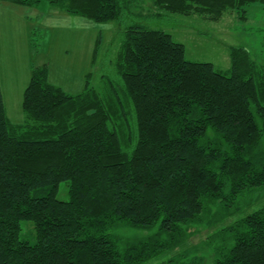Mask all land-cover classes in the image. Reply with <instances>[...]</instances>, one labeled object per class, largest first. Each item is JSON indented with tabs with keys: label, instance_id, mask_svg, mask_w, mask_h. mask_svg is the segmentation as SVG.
<instances>
[{
	"label": "trees",
	"instance_id": "16d2710c",
	"mask_svg": "<svg viewBox=\"0 0 264 264\" xmlns=\"http://www.w3.org/2000/svg\"><path fill=\"white\" fill-rule=\"evenodd\" d=\"M47 1L107 22L124 20L133 0ZM153 3L212 21L264 9ZM230 59L227 70L189 60L171 33L133 24L102 90L89 72L69 93L48 63L33 65L23 123L7 115L0 80V264H264V64L243 46ZM63 181L68 200L57 196Z\"/></svg>",
	"mask_w": 264,
	"mask_h": 264
},
{
	"label": "rangeland",
	"instance_id": "374dc122",
	"mask_svg": "<svg viewBox=\"0 0 264 264\" xmlns=\"http://www.w3.org/2000/svg\"><path fill=\"white\" fill-rule=\"evenodd\" d=\"M45 2L39 12L38 9L32 11L35 18H29L28 25L18 26L17 21H10L6 29L12 28L10 38L4 37L6 30L0 25L3 36L0 37V80L7 115L14 123H23L26 118L23 95L33 65L48 63L49 80L69 93L83 90L89 72H92V85L102 90V75L117 77L114 64L124 32L133 24L171 33L174 40L185 44L189 60L212 62L227 70L231 67L230 48L243 46L255 60L264 64V9L261 4L248 5L245 18L236 11H229L221 20L212 21L197 14L184 15L160 9L153 0H133L124 20L97 22L66 13ZM27 7L29 10L37 8ZM28 12L21 15L24 20ZM99 37L100 45L95 54ZM8 39L13 43L9 44ZM32 39L38 45L34 46ZM57 196L61 200L69 199L67 181L61 182ZM260 197L264 203V193ZM28 225L29 222H23L22 236L33 242ZM125 232L131 239L143 233L141 230Z\"/></svg>",
	"mask_w": 264,
	"mask_h": 264
},
{
	"label": "crops",
	"instance_id": "0c3cea01",
	"mask_svg": "<svg viewBox=\"0 0 264 264\" xmlns=\"http://www.w3.org/2000/svg\"><path fill=\"white\" fill-rule=\"evenodd\" d=\"M35 9H38L37 11L39 12V8H31V10H29V7H27L26 5H20V4H16V3H12V2H0V25L2 27L5 28V30L7 29L9 23L11 20L17 21L18 22V26L19 24L22 26L28 25L29 24V18L32 20L35 18V13H32V11H34ZM27 11H29V15L25 14L24 18L25 20L21 17V15L23 13H26ZM10 30H12V28L6 30L4 37L6 38H10ZM4 32V31H3ZM0 37H3L0 35ZM9 44L13 43V41L11 39H8L7 41ZM28 45H29V41H28Z\"/></svg>",
	"mask_w": 264,
	"mask_h": 264
}]
</instances>
